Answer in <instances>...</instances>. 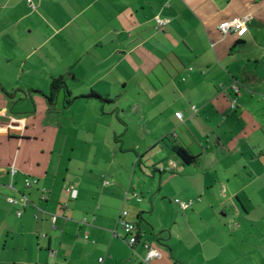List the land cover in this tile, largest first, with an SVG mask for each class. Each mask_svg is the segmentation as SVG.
I'll return each instance as SVG.
<instances>
[{
  "label": "crops",
  "instance_id": "1",
  "mask_svg": "<svg viewBox=\"0 0 264 264\" xmlns=\"http://www.w3.org/2000/svg\"><path fill=\"white\" fill-rule=\"evenodd\" d=\"M30 1L0 0V264H264V0Z\"/></svg>",
  "mask_w": 264,
  "mask_h": 264
},
{
  "label": "built area",
  "instance_id": "2",
  "mask_svg": "<svg viewBox=\"0 0 264 264\" xmlns=\"http://www.w3.org/2000/svg\"><path fill=\"white\" fill-rule=\"evenodd\" d=\"M29 6L31 8H33V4L31 3L30 0H27ZM250 20V16H242V17H233L229 20H225L222 21L218 24V30L221 33H234L236 36L240 37L242 36L248 28V21ZM168 22L167 19H162L159 17H155V24L156 27L161 28L163 25H165ZM231 91L233 92L230 100H229V108L231 110L236 109L237 107V95L239 93V87L236 84H232L230 86ZM191 109H195L194 106H191ZM176 118H178L179 120H181L182 118V114L181 112H176L175 113ZM168 165L170 167L174 166L173 162H169ZM16 172V169L14 168L13 165H10L9 167V174L10 176H13ZM37 183V180L35 178H25L24 179V187L28 188L31 185ZM105 184L108 183L107 181L104 182ZM69 193H70V198L74 199L76 197V191L72 190V189H68ZM132 196L135 198L136 201H140V196H138L137 194L132 193ZM40 198L42 200H46L47 198V192L42 189L41 190V195ZM8 203L16 206V211L15 214L17 216L21 215L22 209L23 207L27 206L28 204H30L28 198L25 195H21L18 199L15 198H7ZM174 202L181 208V209H185L189 204L190 201H180L178 199H175ZM127 215V211L126 210H121L120 211V216H119V223H120V227L122 229V231L125 234V242L128 244V246H130L131 248L140 241V238L142 236V232H140L138 226L136 225V222H132V221H127L125 219V216ZM55 220V217H52V221ZM142 246L144 248V255L143 256H138V259L140 261L141 264H147L149 261H151L154 258H158L160 256V253L154 248L151 247L149 244L143 242Z\"/></svg>",
  "mask_w": 264,
  "mask_h": 264
},
{
  "label": "trees",
  "instance_id": "3",
  "mask_svg": "<svg viewBox=\"0 0 264 264\" xmlns=\"http://www.w3.org/2000/svg\"><path fill=\"white\" fill-rule=\"evenodd\" d=\"M60 91L64 92L63 105L64 106L69 105L72 102L73 98L70 97V92L66 88L65 76H63V75H58V76L52 77L50 79L49 92L45 96L46 101L48 102V106H49V108L47 110L48 121H53L52 119H56L58 117L57 115H53L55 112L53 109V105H54L56 98H57V95ZM8 96H10V95L8 94ZM81 97H88V98L94 97V98H98V99H101L103 101H106V99L101 98L99 95H97L96 93H93V92H90L89 94L83 95ZM173 151L176 153V155L179 157V159L185 164H194L196 162V157L194 155L190 154L184 147H182L180 145H174ZM136 225H137V223H136ZM140 232H141V230H140Z\"/></svg>",
  "mask_w": 264,
  "mask_h": 264
}]
</instances>
